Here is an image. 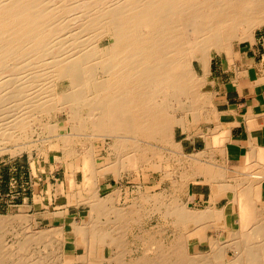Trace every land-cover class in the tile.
I'll use <instances>...</instances> for the list:
<instances>
[{
  "label": "bare ground",
  "instance_id": "obj_1",
  "mask_svg": "<svg viewBox=\"0 0 264 264\" xmlns=\"http://www.w3.org/2000/svg\"><path fill=\"white\" fill-rule=\"evenodd\" d=\"M262 25L264 0H0V156L28 151L33 157L36 151L49 162L54 151L56 163L83 172L81 183L72 180L67 203L90 207L85 222H72L84 243L78 264L96 258L102 264H264V147H253L231 176L228 165L212 160L217 148L226 153L224 140L194 154L173 142L174 126H186V117L209 121L213 114V95L201 91L195 60L207 77L213 50L233 56L239 40L245 52ZM176 108L183 119L175 117ZM60 113L69 123L64 133ZM99 138L108 144L104 162L112 160L102 168L118 167L104 175ZM159 143L176 146L183 156L185 176L173 179L170 192L140 190V201L129 206L120 205L118 187L103 197L101 176L114 172L121 178L130 164L162 157ZM174 151L167 153L173 157ZM203 183L213 187L214 205L193 207L189 196ZM229 191L228 204L215 206L214 196ZM148 203L159 224L134 238L170 228L171 239L148 242L152 257L126 258L127 224L140 223ZM34 219L23 211L0 213V264H64L63 227L36 228ZM211 227L230 240L211 239ZM192 238L208 241L209 251L192 254ZM231 249L235 255L228 259Z\"/></svg>",
  "mask_w": 264,
  "mask_h": 264
},
{
  "label": "rangeland",
  "instance_id": "obj_2",
  "mask_svg": "<svg viewBox=\"0 0 264 264\" xmlns=\"http://www.w3.org/2000/svg\"><path fill=\"white\" fill-rule=\"evenodd\" d=\"M253 33L254 37L256 36V39H252L253 42L257 40L259 42V45H261L262 50H264V25L255 29ZM233 45L234 49L238 51L240 48L239 40H235ZM249 45L250 44H248L247 46ZM211 55L212 62L210 63V70L211 65H213L212 74L208 75L207 77H203V63L198 60H195L194 62V69L197 76L203 78L202 79L199 77L202 82L201 91L206 95L209 93L213 96L216 95L215 99H217L220 94H223L225 92V89L228 88V90L231 91V88H229V86L231 83L233 72L230 68L231 64L226 57L227 54L224 51L219 52L217 50H213L211 52ZM63 89H65L64 85L61 86L60 91H63ZM213 99L214 97L212 98V100ZM173 113L175 114L177 120L183 119V117H185L184 111H182L181 109L176 108ZM59 120L60 130L62 131V133H64L68 130L67 126L69 125L66 113H60ZM186 121V126L181 124L174 126L175 128L173 131V142L175 141L174 143H179L177 144V146L181 145V147H183L182 145L187 134L190 133V131L199 130L201 128V125L207 122L205 120H199V118L196 119L193 113L192 115L186 117ZM106 143L107 142H103L101 138H99L96 142V148L102 149V154L100 155L101 159L98 160V164L99 166H101V175L110 173V170L116 171V169L118 168L115 164L108 166L107 168H102L104 157L107 156L109 152L108 144ZM159 144L160 146L164 145L163 148H165V153L162 157L161 155H159L158 158L154 157V160L150 159L148 160V162L143 161L141 164L136 165L137 167H135V164H130L122 173L121 178L118 177V174L114 172L111 174H107L108 177L101 176V193L103 197L107 196V194L113 188L116 189L118 187L122 191L120 205L129 206L130 204L134 203V201H140L138 195V192H140V190L152 194H155L156 192L158 193V191L170 192L172 190L173 179L182 180V178H184L185 176L183 174V166L179 164V160L181 161V158H183V156L180 155L178 151H174V148L176 146L173 147V145H165L163 143ZM171 151H174L173 157L172 154H168ZM185 152L189 153L187 151ZM29 153L30 152L25 151L17 156H11L10 154H4L0 156V213L9 214L10 212L14 213L20 211L28 212L31 214L36 213L37 217L34 219V226L36 228H47L49 226L59 224V226L63 227L66 236L64 239L66 241V248L63 252V255L65 254V257L63 259L64 264H78L80 255L84 251V243L81 235H75L72 222L75 220L78 222H85L88 219L90 207L89 204L86 203H80V205H68L67 207V203H69L68 197L70 193L68 188L71 186L72 180L77 179V181L81 183L83 181L84 174L80 171L74 173L72 171L73 167L71 168L72 165H69L67 163H63L60 161L59 163H56V153L54 151L50 152L49 162L45 161V159L43 158L38 159L36 151L34 152L35 155L33 157ZM61 156V153H59V157ZM169 156L171 158H169ZM166 158L170 159L171 165L166 166L167 164L165 163H167L169 160ZM110 159H106L104 163L107 164L112 162V160ZM114 160H116V158H114ZM76 161L78 163L77 167H80V158ZM152 163L155 164L152 165ZM224 168H227L228 175L232 174L231 171H228V167ZM50 186L54 187L51 192ZM213 191V187L210 184L203 183L196 184V186L194 185L192 193L189 196L191 205L197 208H205L208 204L210 194L212 195ZM203 192L205 193V197L196 195V193L203 194ZM231 196L232 193L229 191L227 195L221 192L219 194H216V196L214 197L218 201L219 207H223L228 204V200ZM184 198L187 199V196L184 195ZM150 205L148 203V205H145L146 207L142 209L143 212L141 211L140 213L141 215L143 214L142 216H139L138 214L139 217H142V219L140 218L142 220L140 223L137 224L135 222H129V224H127V227H129L128 231L130 232L127 231V235L125 237L126 239H128V252L126 258L130 259L132 257V259H134L140 256L152 257V249L147 250L148 242L152 241L156 243H167L171 239L172 230L170 228H168V232H166L165 230H160L152 238H147L146 240L138 241L134 238V234L141 233L142 228L146 230H153L151 228H155L159 224L157 216L158 214L154 213L155 211L151 209L152 204L150 203ZM65 209H67V213L61 214L63 211H65ZM227 209L230 211L231 206H227ZM144 210L147 212L149 210V212L147 213ZM233 217L236 218L235 215ZM232 220L233 218L230 215L228 220L229 226H231ZM214 231L215 230L209 229V236L211 239L217 238L220 239L219 241L221 242L230 240L227 233L222 232L221 235H218ZM204 240L205 239L201 241L199 238L190 239L192 254H196V252L200 251H209L210 247L209 244H207L209 242ZM130 247L131 249H129ZM102 252L106 256L109 255L108 248H105V251L103 250ZM128 253L130 255H128ZM234 255L235 253L232 251V249L229 250L228 259H232ZM62 258L63 257H61V260ZM97 260V258L94 259L92 264L103 263L100 261L101 259L99 261ZM218 263L234 264L230 263L226 259H221L218 261Z\"/></svg>",
  "mask_w": 264,
  "mask_h": 264
},
{
  "label": "crops",
  "instance_id": "obj_3",
  "mask_svg": "<svg viewBox=\"0 0 264 264\" xmlns=\"http://www.w3.org/2000/svg\"><path fill=\"white\" fill-rule=\"evenodd\" d=\"M236 53L226 56L233 72L229 86L231 91L227 88L217 99L216 95L213 96L214 107L210 120L203 123L199 130L190 131L183 143L184 150L194 154L219 147L224 140L226 153L217 148L212 160L220 165H228L231 176L239 173L245 165L243 157L253 147H264V50L256 40L245 52L238 50ZM212 71L213 65L210 74ZM196 195L205 197L204 192ZM211 199L210 194L206 207L213 204ZM215 206L219 207L217 200ZM33 215L37 217L36 213ZM230 215L228 210V225ZM210 229L215 230V227Z\"/></svg>",
  "mask_w": 264,
  "mask_h": 264
}]
</instances>
